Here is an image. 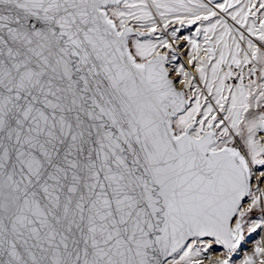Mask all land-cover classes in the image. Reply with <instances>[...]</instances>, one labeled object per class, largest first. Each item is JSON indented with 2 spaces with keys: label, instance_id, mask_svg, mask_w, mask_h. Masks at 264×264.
Here are the masks:
<instances>
[{
  "label": "snow or ice",
  "instance_id": "6c2138e0",
  "mask_svg": "<svg viewBox=\"0 0 264 264\" xmlns=\"http://www.w3.org/2000/svg\"><path fill=\"white\" fill-rule=\"evenodd\" d=\"M0 264H264V0H0Z\"/></svg>",
  "mask_w": 264,
  "mask_h": 264
}]
</instances>
